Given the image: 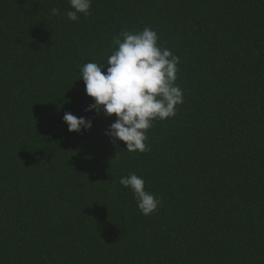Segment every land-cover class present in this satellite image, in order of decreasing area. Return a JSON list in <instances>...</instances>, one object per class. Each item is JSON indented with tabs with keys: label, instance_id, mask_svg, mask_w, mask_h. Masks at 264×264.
Here are the masks:
<instances>
[{
	"label": "trees",
	"instance_id": "obj_1",
	"mask_svg": "<svg viewBox=\"0 0 264 264\" xmlns=\"http://www.w3.org/2000/svg\"><path fill=\"white\" fill-rule=\"evenodd\" d=\"M58 8L59 14L51 10ZM0 0V264H264V0ZM179 58L184 102L114 146L80 78L121 31ZM91 119L69 133L64 113ZM160 201L144 216L120 183Z\"/></svg>",
	"mask_w": 264,
	"mask_h": 264
},
{
	"label": "clouds",
	"instance_id": "obj_2",
	"mask_svg": "<svg viewBox=\"0 0 264 264\" xmlns=\"http://www.w3.org/2000/svg\"><path fill=\"white\" fill-rule=\"evenodd\" d=\"M66 12L69 21L91 14L92 0H68ZM58 8L51 10L59 14ZM158 33L150 26L142 31H121L113 40L117 46L104 63L89 62L81 66L80 78L85 92L94 102L86 112H103L115 121L105 131L110 142L126 145V151H150L147 132L157 120L164 121L176 115L177 106L184 102L183 90L177 85L179 58L159 45ZM63 122L69 133L91 131L93 122L66 112ZM119 183L129 189L144 216L153 215L161 201L145 190V180L135 173L122 177Z\"/></svg>",
	"mask_w": 264,
	"mask_h": 264
}]
</instances>
